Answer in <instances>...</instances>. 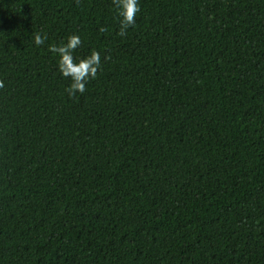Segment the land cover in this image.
Returning a JSON list of instances; mask_svg holds the SVG:
<instances>
[{
	"label": "trees",
	"instance_id": "1",
	"mask_svg": "<svg viewBox=\"0 0 264 264\" xmlns=\"http://www.w3.org/2000/svg\"><path fill=\"white\" fill-rule=\"evenodd\" d=\"M140 9L0 0V264H264V0Z\"/></svg>",
	"mask_w": 264,
	"mask_h": 264
},
{
	"label": "clouds",
	"instance_id": "2",
	"mask_svg": "<svg viewBox=\"0 0 264 264\" xmlns=\"http://www.w3.org/2000/svg\"><path fill=\"white\" fill-rule=\"evenodd\" d=\"M113 9L119 19L120 28L118 35L124 36L130 27L135 24L137 14L140 12V0H112ZM103 30V29H102ZM47 35L39 32L33 35L36 46L45 44ZM82 45L79 34H70L59 44H48L47 50L57 57V68L61 76L70 79V84L65 89L70 98L86 91L88 82L97 77L102 68V60L99 51L91 50L87 56L77 58L74 53ZM105 59H107L105 57ZM4 87V81L0 80V88Z\"/></svg>",
	"mask_w": 264,
	"mask_h": 264
}]
</instances>
